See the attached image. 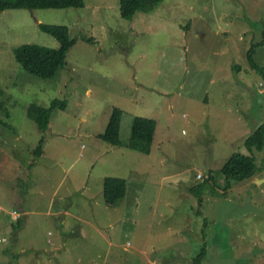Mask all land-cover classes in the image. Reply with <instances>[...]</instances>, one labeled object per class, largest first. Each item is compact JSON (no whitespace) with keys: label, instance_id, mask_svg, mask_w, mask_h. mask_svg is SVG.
I'll return each instance as SVG.
<instances>
[{"label":"rangeland","instance_id":"obj_1","mask_svg":"<svg viewBox=\"0 0 264 264\" xmlns=\"http://www.w3.org/2000/svg\"><path fill=\"white\" fill-rule=\"evenodd\" d=\"M153 6L132 19L118 0L0 11V264H193L204 247L203 264H264V148L253 178L227 188L220 171L264 124L247 58L254 46L264 66V0ZM39 23L75 39L50 79L13 57L22 43L58 49ZM55 99L67 108L42 131L28 109ZM114 108L122 147L98 136ZM134 117L156 123L149 155L127 146ZM105 177L128 182L113 207Z\"/></svg>","mask_w":264,"mask_h":264},{"label":"trees","instance_id":"obj_2","mask_svg":"<svg viewBox=\"0 0 264 264\" xmlns=\"http://www.w3.org/2000/svg\"><path fill=\"white\" fill-rule=\"evenodd\" d=\"M162 0H118L120 15L126 19H132L138 11H151L153 4ZM84 6V0H0V11L6 9H48V8H80ZM39 27L46 33L55 37L60 46L58 49L36 44L22 43L13 50L15 62L26 72L42 79L53 78L59 69L65 67L67 53L71 46L75 44V39L70 38L69 29L64 25L39 23ZM254 46L247 54L248 63L252 70L256 71L264 79V66L258 65L254 59ZM241 67L235 66V71ZM1 95V91H0ZM2 104L0 103V110ZM67 102L55 99L48 107L32 105L28 109V117L34 121L40 130L49 128L54 112L64 111ZM123 112L114 108L109 117L105 130L99 134V138L107 144L115 147H122L123 142L119 136L120 120ZM156 128L153 120L141 117H134L131 127V138L127 145L129 149L140 152L144 155L150 154V148ZM45 138L42 137L35 151L37 156H42ZM246 150L250 153L232 154L221 167L225 187H229L232 181H243L253 178L258 169L254 150L262 151L264 148V124L247 136L244 142ZM204 182V181H203ZM202 182V183H203ZM128 182L123 178L105 177L102 181V196L107 206H114L119 200L126 197ZM200 202L202 199L200 198ZM21 225V220H17V226ZM206 255L205 247L194 258L193 264H203Z\"/></svg>","mask_w":264,"mask_h":264},{"label":"crops","instance_id":"obj_3","mask_svg":"<svg viewBox=\"0 0 264 264\" xmlns=\"http://www.w3.org/2000/svg\"><path fill=\"white\" fill-rule=\"evenodd\" d=\"M227 24H229L228 22H227ZM229 25H233V23H230ZM236 26V29L235 30H238V29H240L239 27H237V25H235ZM230 31H232L233 29H229ZM230 31H229V33H230ZM66 212V215L68 214L67 213V211H65Z\"/></svg>","mask_w":264,"mask_h":264},{"label":"built area","instance_id":"obj_4","mask_svg":"<svg viewBox=\"0 0 264 264\" xmlns=\"http://www.w3.org/2000/svg\"><path fill=\"white\" fill-rule=\"evenodd\" d=\"M12 214H14L13 216H16L17 215V213L15 211H13Z\"/></svg>","mask_w":264,"mask_h":264},{"label":"water","instance_id":"obj_5","mask_svg":"<svg viewBox=\"0 0 264 264\" xmlns=\"http://www.w3.org/2000/svg\"><path fill=\"white\" fill-rule=\"evenodd\" d=\"M262 182V180H260Z\"/></svg>","mask_w":264,"mask_h":264}]
</instances>
